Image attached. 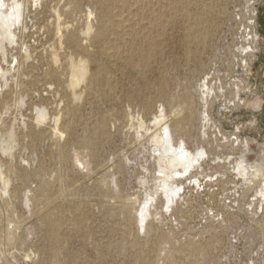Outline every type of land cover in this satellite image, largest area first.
Here are the masks:
<instances>
[{
    "label": "rangeland",
    "instance_id": "374dc122",
    "mask_svg": "<svg viewBox=\"0 0 264 264\" xmlns=\"http://www.w3.org/2000/svg\"><path fill=\"white\" fill-rule=\"evenodd\" d=\"M45 1L33 2L27 27L16 31L18 43L4 40L7 56L0 47V96L19 83L0 123V167L10 180L7 188L0 175V234L15 228L21 237L0 236V264H264V0H152L161 24L154 31L166 62L165 97L158 68L139 75L109 56V31L88 43V54L61 43L60 23L79 34L91 23L96 33L112 0H49L47 7ZM132 10L130 23L151 29L143 8ZM187 10L202 14L207 35L204 42L192 39L196 52L189 61ZM131 35L129 43L139 45L140 36L133 32V41ZM95 54L111 68L115 85L87 80L82 99L72 102L65 92L70 59ZM205 73L213 89L204 133L196 86ZM143 97L153 101L154 113L160 103L178 109L171 121L175 138L207 151L192 178H182L185 188L171 207L158 186L163 175L154 146L135 128L138 116L153 117ZM40 108L45 122L37 119ZM8 128H15L16 140ZM241 157L251 167L248 176L237 170ZM256 162L262 172L253 171ZM49 211L61 220L57 243L47 235Z\"/></svg>",
    "mask_w": 264,
    "mask_h": 264
},
{
    "label": "bare ground",
    "instance_id": "6f19581e",
    "mask_svg": "<svg viewBox=\"0 0 264 264\" xmlns=\"http://www.w3.org/2000/svg\"><path fill=\"white\" fill-rule=\"evenodd\" d=\"M34 1L36 2L35 4L37 6L39 4L41 5V3L43 2V0H14L11 4H9L7 3L6 0H0V43H2L0 47L3 49L4 55L7 56V52H8L4 40H7L9 44H13L14 42L18 43L16 31L18 29L23 30V28L27 27V18L29 16V13L31 12ZM151 2L152 0H112L113 6L108 7V9H102L101 11L102 23L100 24L99 30L96 33L95 32L93 33V25L91 23L87 24L86 30L82 34H79L75 30L71 31L69 29L70 27L69 24L68 26L65 25V27H62L60 26L61 24L60 23L57 27V31L60 36L61 43L65 42L66 44L76 49L77 51L79 52L81 51L82 53L88 54L90 52L89 44L92 45L95 44V41L97 39L99 40L100 37L103 36L106 31H109L112 39V45L109 47V56L122 59L123 62L122 68L125 67L137 71L139 75H144L148 71H154L156 68H158L160 70V77H161L160 78L161 82L159 83L160 93L165 97V95H167V92L165 93V90L163 89V85L161 84L163 83L162 80L164 76V69L166 66V62L164 59V54L161 51L162 50L161 42H160L161 38L159 39V34L158 33L156 34L154 31L158 29L161 24L158 21L159 16L157 15L156 10L153 8L154 5H152ZM48 3L49 0H46L45 1L46 7ZM138 5H139V9L143 8V12L141 13V15L147 13L148 16L151 17L150 24L152 27L151 29H148L147 32L136 29L140 25L139 22H136L135 24L130 23L133 19V16L136 15V13L132 9L134 6L137 7ZM186 17L192 19V24L188 25L186 36L183 39L184 41L183 44L186 48L185 58L187 61H189L191 53L194 54V52H196L194 51V49L191 48L192 39L194 37H200L202 42H204L207 35L202 29V23L204 17L199 11H193L192 13H190L187 10ZM130 31L132 35L134 32L136 35L140 36L141 43L139 45L136 46V43L134 41L135 37L131 35ZM63 33L65 34L63 35ZM129 34L131 35V38L134 41L133 44L129 43L130 40L128 39ZM56 35L57 34H55V36ZM27 51H28L27 56L29 57L30 56L29 48H27ZM52 56H54V63H55V61L58 60L57 55L52 54ZM51 59H53V57ZM91 59H93V62L96 64V69L93 71L91 70L92 64L90 65ZM91 59L85 58L83 56L81 57L79 56L77 60L73 58L70 59L69 76H68L67 84L65 86V92L67 91L69 93L72 102H76L79 99H82L81 98L82 93L80 92L79 89L82 86V84L84 85V83L87 80L89 81V84L95 86L100 85L104 87L107 86L110 87L111 85H115L114 81L109 76L112 70L108 65H106L102 61L101 57L95 54ZM4 73H2L3 74L2 76H4ZM210 78L211 76L205 73L203 75L202 81L196 86L197 93L199 95V101L201 104L200 105L201 127L204 129L203 131L204 133L206 132V127L209 125L211 119L208 109V105L210 103L209 97L212 96V89H213L210 86ZM18 84L11 86V88L8 91L4 92L0 96V123H2L1 119L3 117V114H5L7 110L10 108L11 102L18 97L17 94L19 90L16 91L15 89L16 87L18 88ZM150 88L151 87L149 86L146 87V92H148ZM128 96L132 97L131 95ZM211 103L213 104L214 102L212 101ZM142 104L145 110L151 111L153 117L147 118L145 116H138L137 125L135 126L133 124L134 116H130L132 120L131 124L135 126L137 130V135L139 137L141 136L143 139H147V141L154 146L153 151H154L156 165L158 166L160 174L163 175V177L160 179V184L158 186H161L163 188V191L166 194L168 207H171L172 204L177 201V197L180 196L182 189L184 190L185 188V186H183L182 184L183 181H181L182 178L184 176L186 180L192 178V170L196 168L197 165H200V161L202 157L201 155L207 154V151L203 148V146H200L195 150L190 149L183 138L180 139L175 138L171 128V121L174 117H177L179 115L178 109L175 108L176 110L168 111L165 104L160 103L159 109L157 110L156 113H154L153 112L154 105L152 100L145 99L143 97ZM128 109L130 110V108ZM44 110L40 108V110L37 111L38 115L37 114L36 115L39 122L40 121L43 122L44 120H46L47 114ZM55 121H56V125L54 128V133L57 135V132L59 131L58 122L60 121L59 119H56ZM101 126H103V124ZM35 127H37V125ZM130 128L131 127H129V129ZM14 129L15 128H10L8 132V135L10 136L11 140L17 139ZM57 141L58 140H56L55 143H57ZM12 142L13 141H11V143ZM240 160H241L240 163L237 165V170L244 176H248L250 173L249 168L251 167L249 164L244 162L243 157H241ZM252 168H254L253 171H259L261 166L259 163L256 162L254 165H252ZM2 169L0 167V175L5 185L8 188L10 184V180L8 179L7 176L4 175ZM188 172L189 174L186 175ZM259 172H262V170ZM43 191L44 188H39L37 193L40 195L41 193H43ZM8 192L9 190L7 189L6 193ZM153 201H154L153 197L150 196V201L144 202V206L141 210V219H140L141 222L140 227L142 229H145L147 226L148 217L151 214V206H153L152 205ZM46 221L48 223L47 235L51 239H55L54 242L56 241L57 243V240L60 238L59 229L61 227V220L56 216H54V214L49 211L46 215ZM4 234L3 235L0 234V236L5 238V240L8 242H12L15 239H21V237L17 234L15 228L9 229ZM45 263L46 262H44V264Z\"/></svg>",
    "mask_w": 264,
    "mask_h": 264
},
{
    "label": "built area",
    "instance_id": "2783aa9c",
    "mask_svg": "<svg viewBox=\"0 0 264 264\" xmlns=\"http://www.w3.org/2000/svg\"><path fill=\"white\" fill-rule=\"evenodd\" d=\"M252 50V49H251ZM247 53L250 52V51H246Z\"/></svg>",
    "mask_w": 264,
    "mask_h": 264
}]
</instances>
